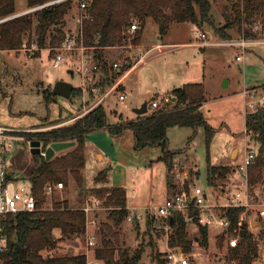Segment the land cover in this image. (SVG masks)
<instances>
[{"label":"rangeland","instance_id":"obj_1","mask_svg":"<svg viewBox=\"0 0 264 264\" xmlns=\"http://www.w3.org/2000/svg\"><path fill=\"white\" fill-rule=\"evenodd\" d=\"M71 1V8L64 17L62 27L65 32L76 34L78 32L76 17L86 12L83 13L80 10L76 0ZM231 1L216 0L213 3L210 19L212 25L208 23L196 25L191 22H173L168 33L162 38L159 37L157 24L148 18L140 37L135 38L138 30L130 32L128 29L126 31V43L122 45L153 44L159 42L160 39L166 44L190 42L198 38V29L206 32L209 40L219 41V43L205 49L186 48L180 52H175L177 53L175 55L171 54L167 59L154 60L148 66L140 67L133 75V81L134 84L136 83V95L147 94L144 99L146 102L153 97L151 101L157 100L160 105L159 108H161L170 101V92L168 91L172 89L166 84L165 78L169 76L166 73L174 72L177 74L181 71L172 69V71L169 70L158 75L152 70H155V66L158 64L164 67V64L167 63L169 67L173 68L174 66L176 68V62H188L186 70L188 76L186 78H196L198 82L203 84L205 102L201 104L200 110L207 123L214 128L209 146L210 162L216 166L229 165L234 170L242 161L244 144H249L245 134L243 92L257 88L259 96L262 94L264 96V44L251 45L242 51L236 46L220 43L223 39L213 34L215 27L223 26L230 20L227 17L232 14ZM27 9L29 8H27L26 0H15L16 13ZM34 12L25 15H31L34 24H36ZM250 22L252 19L247 24ZM133 23L138 24L137 22ZM239 29L240 27L235 25L227 28L226 32L230 34L229 37L231 38L240 36L248 38L254 37L253 35L258 37L257 33H251L248 28L242 29L240 35ZM243 31L253 35L246 36ZM22 38L23 42L27 41V45H29L28 41H35L34 29L31 32H25ZM82 44L84 45L83 38ZM94 51L92 47H86L82 51L84 56L85 54L91 56H85L87 64L93 61L91 58H94L92 57L95 54ZM114 51L122 52L119 49ZM125 51L119 56L112 52H105L104 54V50H102V57L107 60L108 66L113 61H120L122 65H126V60L130 59H125L123 55L128 56L129 54L131 57L138 50L132 47V49H125ZM79 53L78 50L73 51L59 68H54L51 62L52 53L47 47L40 49L31 57H29V53L23 50L19 52L0 50V126L11 129L10 138L7 140L6 166L14 178L19 181L24 178L27 179L39 163L40 157H45V149L42 143L40 154L31 153L30 141L36 140L33 136L34 133L49 130L57 125L72 123L75 120L74 115L79 112L81 105L78 104L76 91L80 83ZM238 55L243 56L242 61L236 60ZM196 66L198 67V75L195 72ZM59 80L70 82L74 92H76L69 99L52 96L53 100L48 102L46 91L51 92ZM165 98H168V101H165ZM113 105L118 110L119 115L116 112L113 115L111 111L114 108H107V110L103 107L104 111L109 114L107 116L108 123L113 124L116 120L126 119L125 115H132L129 108H124L122 104L118 105V101ZM149 109L147 106V111L144 114L150 113ZM55 123L57 124L54 125ZM167 138L168 149L176 153L170 172H167V166L161 159L162 149L158 146H146L137 149L130 129H126L118 136H112L106 129L88 133L85 138L86 162L85 167L81 170L83 186H78L75 178L70 176L68 183L63 185L59 192L54 191L52 195L46 196L43 209H50L53 202L63 199H67L72 207L82 206L84 199L81 192L86 193V191H91L94 188L95 176L101 169L108 167L106 162L109 159L111 161L110 183L114 181L120 187L125 188L128 207L133 214L140 216L136 223L128 220L122 223L118 235L119 243L122 247L130 250H143L139 264H158L157 260L163 259L168 250L166 244L169 229L156 228L152 224V229L146 232V220H151L146 212V206H160L164 203L167 194L178 191V174L186 173L187 175L183 187L187 185V182L189 190L194 186L200 187L207 194L208 200L216 204H226L234 188L243 181L241 173L236 170L229 172L224 178L217 179L215 186L208 185L206 169L208 150L203 126H198L195 129L172 127L167 132ZM235 147H238V155L237 151L234 155ZM68 149L57 151L54 155L65 153ZM97 151L105 155L104 164L99 161L102 160L101 155L98 156V159L94 156ZM168 181L173 184L171 190L168 188ZM263 187L262 182L255 185L249 184L250 205L246 208V219L257 220V211L260 205L264 203ZM184 189L186 190V188ZM96 210V220H103L105 217L103 208ZM250 228L253 233L258 232L256 225H251ZM92 229L89 232H92ZM187 229L188 239H191L192 245L190 251L185 252L196 253V256L191 258L192 264H228L229 247L227 240L230 235L236 234L235 232H229V235L221 237V229L210 226L208 243L204 245L198 227L191 224ZM58 234L56 230L55 236ZM85 245L84 236L63 238L58 241L54 249H50L46 254L86 253ZM263 247L264 237L258 243L257 250L260 251ZM93 248L89 251V260H95ZM99 264L102 263L99 262Z\"/></svg>","mask_w":264,"mask_h":264},{"label":"trees","instance_id":"obj_2","mask_svg":"<svg viewBox=\"0 0 264 264\" xmlns=\"http://www.w3.org/2000/svg\"><path fill=\"white\" fill-rule=\"evenodd\" d=\"M52 0H26L27 8L35 7ZM79 6V1L76 0ZM216 0H92L87 8V18L82 22V38L86 47L94 48L97 63L102 66L97 84L109 86L129 65H122L119 72L108 67L107 60L102 58V50L109 46L126 43L128 29L136 25L137 36L142 34V28L148 18L158 26L159 37H164L173 22H191L196 25L211 24V9ZM232 14L225 25L215 27L213 34L223 40H230L227 28L238 25L240 35L243 24L248 23L255 15H261L264 23V0H232ZM71 0H63L39 10H36V24L31 15L15 17L0 23V50L19 52L23 44V34L34 29L35 42L39 48L59 46L70 34L63 30V20L71 8ZM243 9V10H242ZM16 13L15 0H0V18ZM133 22H137L135 24ZM243 33H247L244 32ZM253 33V32H251ZM253 34H246L251 36ZM254 38L256 39L255 35ZM138 40V39H135ZM38 52V51H36ZM36 52L32 55L34 56ZM53 54V52L51 51ZM77 97L80 94L79 88ZM75 91V92H76ZM74 89L72 96L75 93ZM56 96L52 91H46L48 102ZM71 96V97H72ZM92 98V97H91ZM205 102V90L201 82L188 83L170 91V101L161 108L154 109L145 115H137L131 120H120L115 124L107 122V115L102 105L96 106L88 113L75 119L72 123L54 126L49 130L34 133L36 140L46 149L52 142L72 141L65 153L54 155L50 159L40 157V161L27 177L32 184L33 193L37 199L39 210L31 213H20L10 216L7 221V244L0 253V264H87L86 253L67 255L46 254L54 249L63 238L84 236L86 242L87 218L96 220V209L103 208L105 217L97 219V225L92 232L97 238V245L92 249L95 260L102 264H139L142 249L130 250L122 247L118 235L122 223L127 220L130 211L126 203V190L123 187L107 185L110 168L100 170L94 178L97 187L81 192L83 199L90 198L92 210L86 214L85 206L72 207L67 199L52 203L50 209H43L49 183H68L70 176L74 177L78 186H83L81 170L85 167V138L95 130L106 129L112 136L122 134L130 129L135 140V147L158 146L162 149L167 172L173 167V157L176 154L168 149L167 132L172 127L203 126L205 143L208 150L206 156L207 182L215 186L219 178H224L232 170L229 165L216 166L211 164L209 146L214 134V128L205 120L200 110ZM82 111L79 107L78 114ZM75 114L74 116H77ZM73 117V116H72ZM60 123V122H58ZM55 123L54 125H56ZM245 130L249 146L256 150V156L248 168V183L264 184V107L245 115ZM25 179V178H24ZM170 181H168V185ZM187 185L189 186L188 182ZM186 190H189L188 186ZM81 197V198H82ZM100 202V203H98ZM243 211L241 207L224 208L222 214L229 221L228 232L239 233L240 239L236 247H229L228 264H251L257 254L260 236H255L247 220L240 221ZM169 225L168 243L170 246H180L184 251H190L192 241L188 239V227L182 214L173 215L172 221L162 219ZM138 219H134L136 223ZM153 221L146 220V232L152 229ZM202 244L208 243V228L199 226ZM58 236H55V231ZM225 235L221 233V237ZM196 240V237H195ZM158 264H165L164 259H158Z\"/></svg>","mask_w":264,"mask_h":264},{"label":"built area","instance_id":"obj_3","mask_svg":"<svg viewBox=\"0 0 264 264\" xmlns=\"http://www.w3.org/2000/svg\"><path fill=\"white\" fill-rule=\"evenodd\" d=\"M63 0H52L47 3L29 8L25 11L13 14L11 16L0 19V22L6 21L15 17L25 15L27 13L39 10L45 6L60 2ZM92 0H80L79 8L80 10L86 12L88 4ZM237 1V0H235ZM88 14H79L76 17V23L78 24V29L76 34H69L62 44L55 47L47 48L52 51V66L54 68H59L63 62L69 57V54L73 51L82 52L86 47L82 44V22L84 18H87ZM248 28L251 32L257 33L258 37L246 38L243 36L238 37L236 40L227 41L226 44L230 46H236L241 48L242 51L245 50L248 46L256 44H264V23L262 22L261 15H255L252 18V22L249 24H243V30ZM136 29V25L130 26V31ZM198 39L202 43H206L208 40L207 34L203 31L197 32ZM159 46L157 47V49ZM41 48L33 42L30 45H27V41H24L22 44L21 50L29 53L31 57L36 51H39ZM162 48H159L160 50ZM153 50V49H152ZM141 57L139 60H141ZM79 69V98L82 111L75 116L74 119L81 117L82 115L88 113L90 110L96 106L102 105L106 99L116 94L118 100L121 104H124L127 100L126 94L122 91V81L126 70L120 74L109 86L101 87L96 81V73L100 72L102 69L101 65L96 64H87L82 61ZM236 60L242 61L243 56H236ZM122 64L119 61H114L109 63L110 68L119 72L121 70ZM129 67H131L129 65ZM128 67V69H129ZM127 69V70H128ZM244 103H245V115L247 113L254 112L258 108L264 107V96L263 94L259 96L256 89L245 90L243 92ZM92 97V98H91ZM165 101H168V98H165ZM159 102L153 100L150 103L151 109L159 108ZM246 131V130H245ZM9 132L10 128L0 126V253H2L7 244V230L6 225L8 218L20 213H31L39 210L37 207V199L32 190V184L27 179H18L10 175L7 166H6V151L8 149L7 140L10 138ZM246 134V133H245ZM247 135V134H246ZM247 138V137H246ZM244 153L241 163L234 169L238 170L241 173L242 183L234 188V191L230 195L228 202L226 204H216L208 200L207 194L198 186L192 187L190 190L184 189V179L187 178L186 173L178 174V185L179 190L170 194L164 201V203L157 207H146V212L153 221V225L156 228L169 229V225L162 219L172 218L175 214H182L184 217L185 223L188 225H195L196 227H207L216 226L221 229V233L225 236L229 235L228 226L229 221L225 215L222 214L224 208L228 207H241L243 211L240 213V221L247 220L249 227L253 223L258 229L257 233H254L255 236H260V241L264 237V203L260 205V208L257 211V220L252 221L246 219V208L250 205L249 202V193H248V168L252 164L256 156V150L249 146V144H244ZM63 187L62 183H49L45 188V193L47 196H50L56 190H60ZM86 214L92 210L90 206V199H87L86 206L83 208ZM128 221H133L134 219H140L139 215L129 213L126 218ZM96 226V221L94 219L87 218L86 224V255H87V264H99L98 260H89V251L91 248L97 245L96 236L89 232V226ZM239 233L232 234L228 237L227 244L228 247H236L239 242ZM167 251L163 256L165 264H192L191 258L196 256L195 252H185L180 246L171 247L166 244ZM251 264H264V247L253 257Z\"/></svg>","mask_w":264,"mask_h":264},{"label":"crops","instance_id":"obj_4","mask_svg":"<svg viewBox=\"0 0 264 264\" xmlns=\"http://www.w3.org/2000/svg\"><path fill=\"white\" fill-rule=\"evenodd\" d=\"M17 12H19V11H17ZM198 31H199V29H198ZM207 37H208V35H207ZM236 39H238V38H231L230 40H222V42H220V43L226 44L227 41L236 40ZM162 41L163 40L160 39L159 42H156V43H153V44H144V43L142 44L141 43V44H137L135 46H133L131 44L130 45H120V46H109V47H106L104 49V54H105V52L106 53L107 52H112L113 54H116V55H119V56L121 54H123V53L126 52L125 49L130 50V49H132V47H135V49L138 50L137 52H134L131 55V57L129 56V54H128V56H126V54L123 55L125 57V59H130V60H126V61H127V64L131 66V67H129L128 70H126V72L124 73L123 77H121V81H122V86H121L122 87V91L127 96V100H126V102L124 104H122V106L124 108H129V110H130V112L132 114V115H125L126 119H124V120H126V121L131 120V119H134L136 117V113L134 111L136 109H139L143 105V103L146 102V101H144V99H145V97H146L147 94H145V93L140 94V95H136L135 94V92H136V90H135L136 83L134 84V81H133L134 76L133 75H135V72H137V70L140 67H142V66H148L150 64V62H152L154 60H158L159 58L167 59L168 56H171V54L172 55L173 54L175 55V54H177L175 52H177V51L180 52V51H182V50H184L186 48H201V49H205L206 47H210L212 45H215V44L219 43V41H213V40H209V39L206 41V43H202V42L199 41L198 38L197 39H194L193 41L185 42V43H170V44H166V43H163ZM158 46H159V48H162V49L158 50L159 49V48L157 49ZM118 49L121 50L122 52H120V51H114V50H118ZM85 56H86V54H85ZM85 56H84L83 52H80L79 53L78 57L80 58V64H81V58L83 59L82 60L83 62L86 61ZM86 57H91V56H88L87 55ZM92 57H94V58H91V59H93V61L92 62H89V63L90 64H96L95 63V62H97V55H96V53ZM141 57H143V58L141 60H139ZM102 58H104V57H102ZM80 64H79V66H80ZM175 65H176V68L174 66L172 68V67H169V65L167 63L164 64V67L158 64V66H155V70H152L154 73H156L158 75H162L163 72L166 73L169 70L172 71V69L173 70L174 69H177V70H180L181 71L180 73H177V74H174V72H172L171 74H167L166 73V75H169V76H166V78H165L166 84H167V86H169V87L172 88L168 92L172 91L175 88L181 87V86H183L185 84L198 82V80L196 78H193V79L186 78L188 76L187 71H186L187 70V66H188V62H180L179 61V62H176ZM195 72H197V75H198V67L197 66L195 68ZM100 73H101V71L95 74L96 75V81L97 82L101 81ZM254 89H257V88H254ZM72 92H73V90H72ZM71 96H72V94H71ZM114 99L116 101H118V105H121L120 102H119V100H118V96L116 94H113V95L109 96L106 99V101L102 104V106L105 107L106 109L107 108H114V105L113 104L116 103V101ZM151 99L149 100L150 102L147 101L148 108H150V104L149 103H151ZM77 101H78V104H80V98H79V96L77 97ZM115 105H117V104H115ZM149 110L151 112L152 109L150 108ZM105 112H106V114L108 116L109 114L107 113V111H105ZM111 112H113V115L115 114V112L119 115L118 110H116V108L112 109ZM117 122L118 121L116 120L115 122H113V124H115ZM236 151H237V155H238V152H239L238 147H235V149H234V155H235ZM99 155L102 156V160H99V161L104 164L105 163L104 161H106L105 155L103 153L97 151V152H95V155L94 156L98 159V156ZM85 157H86V154H85ZM110 162L111 161L109 159L106 162V164L108 165L109 168H111V165H110L111 163ZM101 170H103V169H101ZM10 175H12V174L10 173ZM109 176L110 175L108 174V183H107V185H109L111 187H120L119 184H116L117 182L112 181V183H110V177ZM12 177H14V176L12 175ZM127 185H130V184H127ZM97 186H95V184H94V187H97ZM168 186H169L168 188L170 190L173 189V184L172 183H170ZM59 191L60 190H56L55 192H59ZM90 192L91 191H88V194H90ZM167 193H168V189H167ZM170 194H167V197ZM90 198L91 197H89V196H87L86 198H84V202H83L82 206H86V201H87V199H90ZM91 199L93 201V198H91ZM126 203H127V198H126ZM127 208L132 213V211L130 210V208L128 207V205H127ZM95 221H96V224H97V220H95ZM94 227H96V226L90 225L89 226V230H91ZM85 249H86V246H85Z\"/></svg>","mask_w":264,"mask_h":264},{"label":"water","instance_id":"obj_5","mask_svg":"<svg viewBox=\"0 0 264 264\" xmlns=\"http://www.w3.org/2000/svg\"><path fill=\"white\" fill-rule=\"evenodd\" d=\"M72 90H73V85L70 82L59 80L53 86L52 93L56 96H61L69 99L71 97ZM146 111H147V102H144L143 105L139 109H136L134 112L137 115H145L144 113ZM73 143L74 142L72 141L52 142L44 151L45 159H50L55 154V152L68 148L71 145H73ZM30 149H31V153L40 154L41 142L38 140L30 141ZM262 190L264 191V187ZM170 220L172 221V218H170ZM254 224L255 223H253L252 225Z\"/></svg>","mask_w":264,"mask_h":264}]
</instances>
